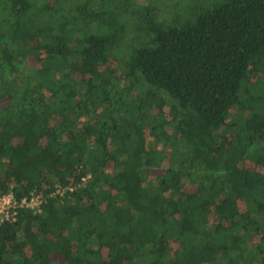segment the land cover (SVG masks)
I'll return each instance as SVG.
<instances>
[{
    "label": "trees",
    "instance_id": "1",
    "mask_svg": "<svg viewBox=\"0 0 264 264\" xmlns=\"http://www.w3.org/2000/svg\"><path fill=\"white\" fill-rule=\"evenodd\" d=\"M65 2L0 0V264H264V0Z\"/></svg>",
    "mask_w": 264,
    "mask_h": 264
},
{
    "label": "built area",
    "instance_id": "2",
    "mask_svg": "<svg viewBox=\"0 0 264 264\" xmlns=\"http://www.w3.org/2000/svg\"><path fill=\"white\" fill-rule=\"evenodd\" d=\"M13 186L6 193H0V227L3 224H13L18 220L20 212H30L39 214L42 212L47 200L42 193L31 192L29 195L17 198L12 192ZM62 190L57 187V191L49 197H55Z\"/></svg>",
    "mask_w": 264,
    "mask_h": 264
},
{
    "label": "rangeland",
    "instance_id": "3",
    "mask_svg": "<svg viewBox=\"0 0 264 264\" xmlns=\"http://www.w3.org/2000/svg\"><path fill=\"white\" fill-rule=\"evenodd\" d=\"M51 1V0H50ZM67 2V0H52V2ZM140 4H146V2H147V0H137ZM167 1H171V0H167ZM65 2V3H66ZM172 5H173V3H172ZM119 56H121V55H117V58H119ZM115 67H117V65H115ZM257 79V81L259 82V84L260 85H262V86H264V76H260V77H254V80H256ZM124 81H126L125 79H124ZM246 110H247V108H245V109H243V112H244V114H246ZM232 111H233V114L235 113V112H237L236 110H235V108H233L232 109ZM166 153H167V151H166ZM161 173V171H155L154 172V178H156L157 179V177H158V175ZM187 190H188V192H193L194 191V189L191 187V186H188L187 187ZM210 217H211V219L214 221L215 220V216H214V213H213V211H210Z\"/></svg>",
    "mask_w": 264,
    "mask_h": 264
}]
</instances>
